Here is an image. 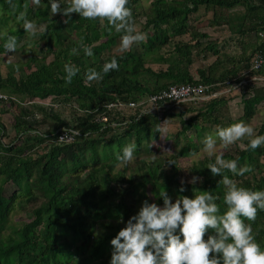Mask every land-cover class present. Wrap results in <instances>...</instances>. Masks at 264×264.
Here are the masks:
<instances>
[{"label":"trees","instance_id":"1","mask_svg":"<svg viewBox=\"0 0 264 264\" xmlns=\"http://www.w3.org/2000/svg\"><path fill=\"white\" fill-rule=\"evenodd\" d=\"M26 1L0 0L2 24L12 19L20 24L17 16L26 11L28 18L43 28L36 37L19 24L0 34V90L15 94L25 104L11 97L0 99L1 115L7 107L13 110L10 121L15 131L13 139L5 142L0 123V264H109L111 238L144 200L163 205L159 195L163 187L173 200L211 191L223 213L227 208L226 187L221 174H212L207 167L214 157L203 156L189 166L188 173L192 178L199 177L200 183L181 180L179 161L196 154V141L202 138L208 123L220 125L218 110L226 103L221 96L225 92L208 100H189L144 113L139 108L107 110L105 104L117 99L138 101L170 85L187 83L210 85V94L232 87L246 75L264 76V65L246 72L252 56L264 51V0H151L143 27L152 28V36L140 48L116 53L109 50L122 33L106 19L85 18L73 12L66 22L61 13L51 16L50 7H36ZM137 2L140 0H129L128 5L134 23ZM200 6L211 12L209 25H228L232 33L240 34V43L241 36L257 38L246 41L237 51L240 55L230 58L234 61L232 68L221 71L222 46L190 23ZM238 6L243 12L231 16ZM5 32L18 41L23 38L16 51L22 53L23 45L32 48L42 42L45 54L40 56L29 49L23 60L6 61ZM185 34L190 35L188 40L182 38ZM203 37L205 41L201 42ZM80 41L92 47V56L85 54ZM198 46L215 60L193 78L190 67L193 55L199 54ZM73 47L80 49L79 54H72ZM113 57L119 62L118 69L103 74L100 80L85 79L88 68L101 70ZM66 63L80 67L70 84L64 79ZM150 63L159 64L158 68L150 67ZM239 87L243 117L249 118L264 104V84L243 83ZM46 98L59 106L53 109L35 102ZM176 106L181 107L178 112L173 110ZM67 112L69 120L65 118ZM101 113L106 120H96ZM177 117L179 128L168 132L173 138L184 134L185 143L178 152L160 158L163 124ZM41 125L46 129L41 130ZM67 128L78 134L68 143H55L53 139ZM191 130L196 140L191 138ZM257 134H264V117ZM133 142L137 145L135 159L124 165L118 161V154ZM234 149V153L226 151L224 157H239V165H252V171L238 176L225 170L222 175H229L246 188L264 190V176L255 177L264 146ZM148 155L156 160L154 166L144 158ZM15 210L19 211L18 218L13 219L10 214ZM245 220L264 246V210L258 211L254 221ZM207 236L205 233L204 238Z\"/></svg>","mask_w":264,"mask_h":264},{"label":"clouds","instance_id":"2","mask_svg":"<svg viewBox=\"0 0 264 264\" xmlns=\"http://www.w3.org/2000/svg\"><path fill=\"white\" fill-rule=\"evenodd\" d=\"M33 6L50 7L51 15L61 13L66 22L73 12L90 19L104 18L122 33L119 49L130 50L146 39V33L138 31L133 22V12L129 0H31ZM17 20L25 32L36 37L42 26L28 18L26 11H20ZM111 30V29H110ZM3 47L6 52H14L18 47L16 36L4 33ZM80 46L88 56L92 47L80 41ZM73 47V55L79 54ZM119 68L113 57L106 61L101 70L88 68L85 79L89 82L100 80L103 74ZM64 79L71 83L80 72L73 63L64 65ZM244 149L264 146V134H257L248 122L238 120L227 126L218 125L214 133L203 139V151L214 157L207 167L212 174H221V182L226 187L224 202L226 210L221 213L218 197L211 191L201 190L193 197L179 196L173 200L166 189L159 190L163 205L144 200L136 213L131 215L124 227L110 240L112 247L109 264H264V246L256 239L251 223L259 210H264V190H253L239 185L225 170L243 176L252 171V165H239V157L226 159L218 144L224 148L242 140ZM137 145L129 143L118 154V161L126 165L136 156ZM200 179L193 177L192 182ZM183 191V185H181ZM209 229L214 230L209 232ZM205 233H208L205 239Z\"/></svg>","mask_w":264,"mask_h":264},{"label":"rangeland","instance_id":"3","mask_svg":"<svg viewBox=\"0 0 264 264\" xmlns=\"http://www.w3.org/2000/svg\"><path fill=\"white\" fill-rule=\"evenodd\" d=\"M150 2L151 0H140V2L137 4V8L135 9V27L138 31H142L144 33H146V39L147 37L150 38L152 36V28H144L143 24H144V15L145 13H147V11L149 10L150 7ZM32 3L31 0H27L26 4H30ZM25 7L27 5H24ZM36 7H43V5L41 6H36ZM243 8L238 6L237 9H234L231 13V16H235V15H239L243 12ZM2 15V10L0 8V17ZM50 15H51V10H50ZM53 16V14L51 15ZM194 18H192L190 20V23L194 24V27L199 28L200 31L204 32H208L212 37L213 40H215L218 44H220L222 46V52H221V56L220 59L222 61V63L220 64L221 66V71L224 70L226 67L228 68H232L234 66V61H231L230 58H233L236 56H239L240 53H238L237 51L240 50V48L243 47L244 44H246V41L250 40H257V38L255 36L249 38L247 35L246 36H241L243 43L241 41L240 43V34H235L232 33L229 29H228V25L226 26H220L217 27L215 26H211L209 25L212 16H211V12L207 11L205 9L204 6H200L199 9L193 14ZM17 24H19L17 21L15 20H9L7 24H2L0 22V34L5 31L8 27L10 26H17ZM231 32V33H230ZM188 34H185L182 36V38L184 40H188L189 39ZM103 39V38H102ZM120 38L117 39V44L113 45L109 52H121L119 49V43H120ZM145 39V40H146ZM144 40V41H145ZM142 41V42H144ZM201 42L205 41V38H200ZM23 42V38L21 40L18 41V46L19 48H21V43ZM139 42L136 45H134L132 48H140L141 47V43ZM23 52H21V50H15L14 52H7L5 55V60L9 61V62H13L16 61L17 59H24L25 56L29 55L28 50L32 49L35 51L36 54L38 55H42L45 54L46 52V48L43 47L42 42L39 44H36L34 46L29 47L27 45H23ZM198 55H193V63L191 64L190 67V71L191 74L193 76V78H198V70L199 69H203L206 68L208 65L212 64L215 60L214 55H212L211 53H206L201 50V47L198 46ZM42 50V53H41ZM44 52V53H43ZM247 52H249V49H247ZM48 56V54H47ZM50 57H48L49 59ZM240 62H236L235 65L239 64ZM159 64H155V63H150L149 66L156 69L158 68ZM237 70H239L237 68ZM220 73V72H219ZM253 75H250L249 77L245 78H241L242 80L240 82H238L237 84H234L232 87L230 88H226L227 90H224L221 96H223L225 98L226 103L224 105H222L220 107V109L218 110V121L220 122V126H227L230 125L232 123L237 122L238 120H243L245 122L250 123L255 129L256 132L258 130V128L260 127L262 121H263V117H264V104H260L254 111V114L249 117V118H245L243 117V109H242V99H243V93H241V87H239L240 84L243 83H249L248 81H250L251 78H254ZM264 77V76H262ZM246 81V82H244ZM256 84H264L263 82H258ZM6 93V92H4ZM8 95L11 96V98H13L14 100H17L18 102L22 101V99L18 96H16L15 94H11L8 93ZM16 101V102H17ZM22 105H25L24 102L22 101V103H20ZM187 106V105H186ZM180 106H176L175 108H173L174 112H178L180 110ZM7 111L4 112L2 115L0 114V123L3 124L4 127V131L2 132L3 134V140L5 142H8L9 140L13 139L15 131L14 128L11 124V118L13 116V110L9 109L8 107L6 108ZM190 112V111H189ZM188 113V112H187ZM63 114V113H62ZM68 112L65 114V118L67 119V115ZM179 117L177 118H173V119H168L165 120V123L163 124V134L164 137L159 141V144L161 145V150L159 151L158 155L161 157L163 156H167L170 153H175L179 151V148L185 143V139H184V134H181V136H177L176 138H173V136H170V132H175L180 124H179ZM69 120V119H67ZM212 123V122H211ZM208 123L207 129L205 131H203L202 134V138H200L198 141V149L196 151L195 155H188L186 157H183L180 159L179 164H181L182 166V176H181V180H192V176H190V174L188 173V168L189 166L192 164V162L194 160H197L199 158H202L203 156H208L204 151H203V139L205 137L206 134L208 133H214L216 131V128L218 125H213V123ZM41 130H45L46 129V125H41L40 126ZM167 130V131H165ZM170 130V132H168ZM190 136L191 138L193 137L194 140H196V136L194 134V131L191 130L190 132ZM168 138V140H167ZM172 139V140H170ZM193 140V141H194ZM246 140H248L247 138H243L240 141H237L236 143L228 146L227 148H224L222 145L218 144V148L223 151V153H225L226 151H230L231 153H234L235 151V147L239 146L241 147V144H245ZM45 142H49V140H46ZM156 146H157V142L155 145V148L152 149L153 152L156 150ZM145 151V148L142 149ZM149 165H153L155 164L156 160L152 157L146 156L144 157ZM151 165V166H152ZM256 176L255 177H259V176H264V155H262L260 157V162H259V168L257 169V171H255ZM197 183H200V180H196ZM132 202V200H130ZM18 213L19 211H13L10 214V217L12 216V218L14 219L15 217L18 218ZM15 218V219H16Z\"/></svg>","mask_w":264,"mask_h":264},{"label":"built area","instance_id":"4","mask_svg":"<svg viewBox=\"0 0 264 264\" xmlns=\"http://www.w3.org/2000/svg\"><path fill=\"white\" fill-rule=\"evenodd\" d=\"M264 65V51L256 52L251 60L250 67L246 72H252L260 69ZM254 78H251L249 83H258L263 82L264 77L260 75H253ZM252 76V77H253ZM246 82V81H244ZM210 85L203 83H187L179 85H170L167 88L158 91L153 94L147 95L145 98L138 101L126 100V99H117L105 104L107 110H122V109H135L139 108L141 113L148 111L161 110L162 108L169 107L170 105L177 104L185 101H204L208 100L214 96H218L221 92H214L208 94ZM227 90V89H225ZM11 97L7 93H4L0 90V99ZM35 102L41 103L43 105L50 106L53 109H56L59 104L52 102L50 99L46 98L45 100L36 99ZM106 120L104 113H101L96 120ZM78 134V131L72 128L61 129V132L53 139L55 143H68L73 140L74 136Z\"/></svg>","mask_w":264,"mask_h":264},{"label":"bare ground","instance_id":"5","mask_svg":"<svg viewBox=\"0 0 264 264\" xmlns=\"http://www.w3.org/2000/svg\"><path fill=\"white\" fill-rule=\"evenodd\" d=\"M228 4V3H227ZM196 8V7H195ZM194 10V9H193ZM193 30V29H192ZM148 46V45H147ZM20 179V178H19ZM17 181V180H16Z\"/></svg>","mask_w":264,"mask_h":264},{"label":"crops","instance_id":"6","mask_svg":"<svg viewBox=\"0 0 264 264\" xmlns=\"http://www.w3.org/2000/svg\"><path fill=\"white\" fill-rule=\"evenodd\" d=\"M264 37V36H263Z\"/></svg>","mask_w":264,"mask_h":264}]
</instances>
